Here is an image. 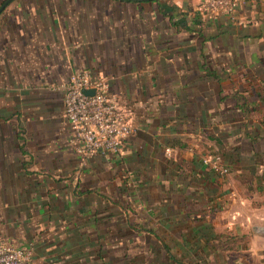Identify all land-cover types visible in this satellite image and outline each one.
<instances>
[{"label":"crops","instance_id":"obj_1","mask_svg":"<svg viewBox=\"0 0 264 264\" xmlns=\"http://www.w3.org/2000/svg\"><path fill=\"white\" fill-rule=\"evenodd\" d=\"M202 2L6 4L2 241L34 264H264V0L213 21ZM79 70L128 109L116 156L73 149L63 84Z\"/></svg>","mask_w":264,"mask_h":264},{"label":"built area","instance_id":"obj_2","mask_svg":"<svg viewBox=\"0 0 264 264\" xmlns=\"http://www.w3.org/2000/svg\"><path fill=\"white\" fill-rule=\"evenodd\" d=\"M257 0H203L198 8L202 21H213L226 15L234 19L238 9L245 3ZM62 117L67 123L71 143L82 161L98 154L104 159L116 156L123 141L134 132L127 113L118 97L108 92L105 77L95 76L87 70L70 74L63 84ZM93 90L92 95L85 91ZM168 152V151H166ZM203 166L218 175H226L227 169L220 158L207 155L201 159ZM0 264H34L29 248L7 244L0 238Z\"/></svg>","mask_w":264,"mask_h":264},{"label":"water","instance_id":"obj_3","mask_svg":"<svg viewBox=\"0 0 264 264\" xmlns=\"http://www.w3.org/2000/svg\"><path fill=\"white\" fill-rule=\"evenodd\" d=\"M11 0H6L1 6H0V13L2 12V10L4 9V7L6 6V4L8 2H10ZM126 1H149V0H126ZM86 94H89V95H92L94 93L93 90H88V91H85Z\"/></svg>","mask_w":264,"mask_h":264},{"label":"trees","instance_id":"obj_4","mask_svg":"<svg viewBox=\"0 0 264 264\" xmlns=\"http://www.w3.org/2000/svg\"><path fill=\"white\" fill-rule=\"evenodd\" d=\"M227 263H228V264H231V260L229 259Z\"/></svg>","mask_w":264,"mask_h":264}]
</instances>
